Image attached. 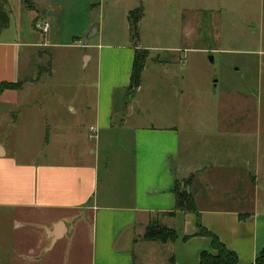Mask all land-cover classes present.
<instances>
[{"label":"crops","instance_id":"crops-1","mask_svg":"<svg viewBox=\"0 0 264 264\" xmlns=\"http://www.w3.org/2000/svg\"><path fill=\"white\" fill-rule=\"evenodd\" d=\"M31 1L33 10L6 0L0 33V85L18 84L0 94V264H199L210 240L195 236L194 215H168L184 181L202 225L238 264H255L264 249L255 156L193 154L176 94L161 125L134 112L128 96L143 89L140 79L131 96L134 47L97 30L104 0ZM212 186L218 198L205 194ZM154 219L178 239L144 241Z\"/></svg>","mask_w":264,"mask_h":264},{"label":"rangeland","instance_id":"rangeland-1","mask_svg":"<svg viewBox=\"0 0 264 264\" xmlns=\"http://www.w3.org/2000/svg\"><path fill=\"white\" fill-rule=\"evenodd\" d=\"M139 6L144 10L139 44L150 55L141 78L143 89L127 102L135 113L144 112V122L161 125V107L173 108L176 94L189 150L253 154L259 162L260 190L264 47L259 42L264 40V0H104L95 15L97 30L101 27L105 37L115 36L122 45L132 46L125 12ZM213 187L205 194L218 198L220 191Z\"/></svg>","mask_w":264,"mask_h":264},{"label":"trees","instance_id":"trees-1","mask_svg":"<svg viewBox=\"0 0 264 264\" xmlns=\"http://www.w3.org/2000/svg\"><path fill=\"white\" fill-rule=\"evenodd\" d=\"M23 6L27 10H33L34 5L31 0H22ZM6 0H0V33L7 28L9 24V15L5 9ZM144 16L142 6L137 7L128 14L130 42L134 47V57L131 71V89H135L140 85L142 72L145 68L149 51L139 48V24ZM18 84L3 83L0 85V94L6 89H16ZM190 181H184L183 186L176 182L173 189L175 194V205L172 212L168 213L173 216L176 212L189 213L195 217V236L205 237L210 240V248L212 252L203 251L199 257V264H238V256L235 252L230 251L218 239L216 235L208 231L201 223V215L197 209V205L193 194L188 190ZM178 232L173 228L163 225L158 219L150 221L145 229L143 240L147 242H158L161 244L172 243L178 239ZM189 236H184L183 241H187ZM255 264H264V249L261 251Z\"/></svg>","mask_w":264,"mask_h":264},{"label":"water","instance_id":"water-1","mask_svg":"<svg viewBox=\"0 0 264 264\" xmlns=\"http://www.w3.org/2000/svg\"><path fill=\"white\" fill-rule=\"evenodd\" d=\"M95 34H96V28H93V29L91 30V32H89V33L87 34V36H86V38H85V40H84V42H83V45L86 46L87 43H88V41H89V40H90ZM210 60L212 61V58H210ZM134 94H135V90L132 89V90H131V96H133Z\"/></svg>","mask_w":264,"mask_h":264},{"label":"built area","instance_id":"built-area-1","mask_svg":"<svg viewBox=\"0 0 264 264\" xmlns=\"http://www.w3.org/2000/svg\"><path fill=\"white\" fill-rule=\"evenodd\" d=\"M37 28H39V30L42 32V33H47L49 31V24L48 23H43L42 25L40 24H37L36 25ZM91 131L94 132V129H91Z\"/></svg>","mask_w":264,"mask_h":264}]
</instances>
